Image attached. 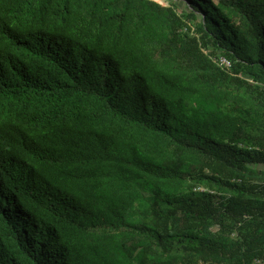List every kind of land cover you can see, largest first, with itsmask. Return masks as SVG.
I'll return each mask as SVG.
<instances>
[{"label":"trees","instance_id":"obj_1","mask_svg":"<svg viewBox=\"0 0 264 264\" xmlns=\"http://www.w3.org/2000/svg\"><path fill=\"white\" fill-rule=\"evenodd\" d=\"M179 1L0 0V264L264 258V0Z\"/></svg>","mask_w":264,"mask_h":264},{"label":"clouds","instance_id":"obj_2","mask_svg":"<svg viewBox=\"0 0 264 264\" xmlns=\"http://www.w3.org/2000/svg\"><path fill=\"white\" fill-rule=\"evenodd\" d=\"M221 61H225L224 59H222ZM225 64H227V65H230V63H229V61H225ZM197 190H200V191H205L206 189L204 188V187H198V188H196ZM219 228V226H216V229H218ZM257 260H261V261H264V258H255L254 259V264H258L256 261ZM193 264H212L211 262H209V261H205V260H202V259H200V260H198V261H195V262H193Z\"/></svg>","mask_w":264,"mask_h":264},{"label":"rangeland","instance_id":"obj_3","mask_svg":"<svg viewBox=\"0 0 264 264\" xmlns=\"http://www.w3.org/2000/svg\"><path fill=\"white\" fill-rule=\"evenodd\" d=\"M157 1L161 2L164 5H169V4L176 3L178 5V8H179L180 11H182L186 7V4L182 3L179 0H157ZM259 166H264V165H259Z\"/></svg>","mask_w":264,"mask_h":264},{"label":"built area","instance_id":"obj_4","mask_svg":"<svg viewBox=\"0 0 264 264\" xmlns=\"http://www.w3.org/2000/svg\"><path fill=\"white\" fill-rule=\"evenodd\" d=\"M258 264H264V261H261V260H257L256 261Z\"/></svg>","mask_w":264,"mask_h":264}]
</instances>
